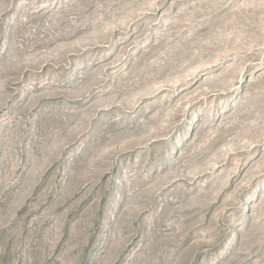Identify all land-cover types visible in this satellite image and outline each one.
<instances>
[{
  "label": "rangeland",
  "instance_id": "1",
  "mask_svg": "<svg viewBox=\"0 0 264 264\" xmlns=\"http://www.w3.org/2000/svg\"><path fill=\"white\" fill-rule=\"evenodd\" d=\"M0 264H264V0H0Z\"/></svg>",
  "mask_w": 264,
  "mask_h": 264
}]
</instances>
